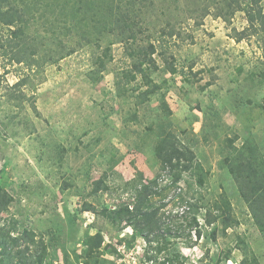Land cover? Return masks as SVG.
I'll list each match as a JSON object with an SVG mask.
<instances>
[{
    "label": "rangeland",
    "instance_id": "obj_1",
    "mask_svg": "<svg viewBox=\"0 0 264 264\" xmlns=\"http://www.w3.org/2000/svg\"><path fill=\"white\" fill-rule=\"evenodd\" d=\"M245 6L0 0V264H264L229 166L242 150L264 177V34ZM168 132L195 154L177 183ZM145 185L158 245L113 216Z\"/></svg>",
    "mask_w": 264,
    "mask_h": 264
},
{
    "label": "trees",
    "instance_id": "obj_2",
    "mask_svg": "<svg viewBox=\"0 0 264 264\" xmlns=\"http://www.w3.org/2000/svg\"><path fill=\"white\" fill-rule=\"evenodd\" d=\"M263 0H245L246 6L244 7L248 22L250 26H257L258 29L264 34V6L261 5ZM153 50V49H152ZM171 132L162 135L158 145V157L161 160V167L168 173L173 174L172 182L177 183L181 180L183 172L189 171L193 168L195 154L191 149L179 147L173 139ZM243 151L239 158H233L230 163L231 173L239 185L240 193L248 205L250 213L258 227L264 233V177H247L262 170L257 167L253 156L246 155L244 157ZM246 174V175H245ZM154 191L150 190L149 186H144V189L138 192L137 200L132 209L129 206L119 208L113 213L114 220L128 219L132 222L135 220L136 229L142 228L144 237L152 238L156 244H161V240L165 239L164 227L162 221L157 217V211L151 207V197ZM7 192L0 188V212L4 211L8 200ZM194 223H198L196 217L193 218ZM228 224V220H224ZM193 223V225H194ZM200 235V234H199ZM23 238V236H22ZM20 236L12 237L9 248L11 249L14 244H18L22 239ZM4 239V238H3ZM33 240V237H31ZM5 242V241H3ZM8 241H6V244ZM5 247V245H4ZM7 247V245H6ZM161 249V248H160ZM37 253L34 260H38V264L42 263V255ZM24 264H27L24 263Z\"/></svg>",
    "mask_w": 264,
    "mask_h": 264
}]
</instances>
